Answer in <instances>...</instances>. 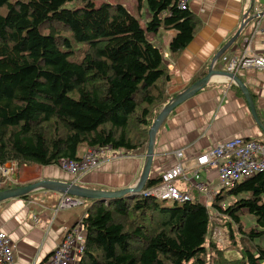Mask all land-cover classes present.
Listing matches in <instances>:
<instances>
[{
  "label": "trees",
  "instance_id": "1",
  "mask_svg": "<svg viewBox=\"0 0 264 264\" xmlns=\"http://www.w3.org/2000/svg\"><path fill=\"white\" fill-rule=\"evenodd\" d=\"M102 1L0 0V166L74 161L80 147L144 153L151 123L171 100L163 54L146 34L173 31V57L200 23L177 0H145L144 27L142 0L134 13ZM194 195L170 206L140 193L90 200L78 264H264V172L219 189L212 214ZM214 217L224 249L210 235ZM229 251L238 258L227 260Z\"/></svg>",
  "mask_w": 264,
  "mask_h": 264
},
{
  "label": "crops",
  "instance_id": "2",
  "mask_svg": "<svg viewBox=\"0 0 264 264\" xmlns=\"http://www.w3.org/2000/svg\"><path fill=\"white\" fill-rule=\"evenodd\" d=\"M143 2L142 0L138 12L140 23L143 10L142 27L149 19ZM250 2L264 6V0H190L187 9L199 20L200 25L190 42L173 57L168 56L167 50L173 31L160 32L157 36L149 34L147 38L164 57L168 75L165 86L167 96L172 99L202 74H206L215 54L234 35L242 18L251 15ZM119 3L130 13H134V3ZM247 37V55L264 58V14L252 31L251 25L245 26L235 42L215 63L226 54L240 55L239 46ZM235 76L247 89L255 116L264 127V68H241ZM234 138L261 141L264 140V135L254 122L239 89L226 78H211L205 87L178 104L161 122L154 135L148 178L154 179L168 170L175 162V152L182 154L181 163L187 169L196 156ZM86 149L87 147H80L77 156L80 157ZM144 153L107 159L97 168L80 176L65 173L56 165L16 166L9 163L12 167L10 177L14 174L15 187L38 180H50L112 192L135 184L141 172ZM189 175L187 171L186 176ZM200 177L214 191H219L213 168L202 171ZM193 194L196 199L205 201L202 195L196 192ZM61 198L59 193L37 190L27 195L26 199L15 198L0 204V231L14 245L12 264H42L65 233L81 218L84 208L90 203L82 200L81 205L57 211Z\"/></svg>",
  "mask_w": 264,
  "mask_h": 264
},
{
  "label": "built area",
  "instance_id": "3",
  "mask_svg": "<svg viewBox=\"0 0 264 264\" xmlns=\"http://www.w3.org/2000/svg\"><path fill=\"white\" fill-rule=\"evenodd\" d=\"M190 0H177V7L181 10L187 8ZM252 14H260L251 24V31L260 22L264 14V6L260 3L253 4ZM249 38H244L239 46L241 52L238 56L226 54L214 63V70L235 75L241 68H264V58L258 55H247ZM217 78V77H214ZM130 155L123 150H111L109 147H87L77 160L60 159L56 166L63 172L72 176L83 175L107 159L123 158ZM175 162L166 171L159 175V183L141 191L143 197H150L161 202L184 203L191 201L193 192L202 195L205 199L204 206L211 211L209 204L218 191H214L208 182L201 180L200 173L213 168L216 172V182L219 189L232 187L260 172H264V140L251 141L234 138L212 147L207 152L196 156L191 165L183 167L180 152L174 153ZM187 171L189 176H186ZM12 167L0 166V184L10 186L13 182L10 175ZM179 184L181 187H179ZM82 200L62 195L56 210L81 205ZM84 231L81 218L77 220L65 233L42 264H78L83 250ZM14 245L10 239L0 231V264H12Z\"/></svg>",
  "mask_w": 264,
  "mask_h": 264
},
{
  "label": "water",
  "instance_id": "4",
  "mask_svg": "<svg viewBox=\"0 0 264 264\" xmlns=\"http://www.w3.org/2000/svg\"><path fill=\"white\" fill-rule=\"evenodd\" d=\"M252 6H253V3L250 2L249 11H251V15H249L247 18H245L246 16L242 18L241 24L239 28L236 30V32L234 33V35L215 54L206 74L202 78L196 80L193 84H191L189 87L183 90L180 94L173 97L165 105L162 106L160 112L155 117V119L153 120V122L151 123L148 129L147 142H146V147H145V153L143 156V164H142L141 172H140V175L137 181L135 182L133 186L129 188L117 190V191L106 192V191L82 188L74 183L57 182V181H50V180H38L34 183L27 184L24 186L12 187V188H7L5 190H1L0 191V204L7 200L27 196L28 194L34 191H37V190L52 191V192H56L64 196H68V197H72V198L80 199V200L88 199V200L102 201V202H105L106 200H111V199L124 198L127 196L132 197L140 193L146 181L149 179L148 175H149L150 166H151L152 157H153L154 135H155L156 130L160 126L161 122L178 104H180L182 101L186 100L187 98L191 97L198 90L205 87L210 82L211 78H214V77L226 78L228 82L233 83L239 89V91L241 92L243 96L245 103L247 104V107L250 111V114L254 122H256V124L259 126L261 130V133L264 135V127L258 122L255 116V113L252 107V101H251V98L245 86L239 81V79L235 75L222 72V71L213 70V65L218 59V57L230 45H232L235 42L241 30L245 26L251 25L253 21L257 17L260 16V14H252ZM4 167L10 168V164H5ZM11 179L13 180V182H15L14 174Z\"/></svg>",
  "mask_w": 264,
  "mask_h": 264
},
{
  "label": "rangeland",
  "instance_id": "5",
  "mask_svg": "<svg viewBox=\"0 0 264 264\" xmlns=\"http://www.w3.org/2000/svg\"><path fill=\"white\" fill-rule=\"evenodd\" d=\"M110 2H115V0H109ZM121 3L123 4H129V3H134V0H119ZM143 4H144V7H145V0H143ZM72 7V4L70 3H66L64 5V8H71ZM146 8V7H145ZM143 11V10H142ZM142 11H141V18H140V24L142 25ZM149 34H146V37H148ZM15 183V182H14ZM12 183V184H14ZM11 184V185H12ZM0 185H5L6 184H0ZM10 185V186H11ZM15 185V184H14ZM219 190V188L217 189ZM86 203L89 202L90 200L86 199L84 200ZM229 200H226L225 202H223L221 204V206H225L226 203L228 202ZM156 202L160 203V204H163L165 206H170L172 203L171 202H161V201H157ZM202 204L204 205V202L201 201ZM209 210V209H208ZM210 212V210H209ZM243 221L246 225H249L250 224V221L248 218H246V216L243 218ZM212 227H211V238L214 239L217 243V246L219 249H224L226 247V243H225V231H224V228L221 226V221L217 218L214 217V219L212 220ZM261 246H264V240L261 241ZM224 257L227 259V260H234V259H237L238 258V255L235 253V252H232V251H229V252H225L224 253Z\"/></svg>",
  "mask_w": 264,
  "mask_h": 264
}]
</instances>
